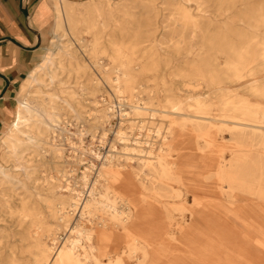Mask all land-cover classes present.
Listing matches in <instances>:
<instances>
[{
    "label": "bare ground",
    "instance_id": "obj_1",
    "mask_svg": "<svg viewBox=\"0 0 264 264\" xmlns=\"http://www.w3.org/2000/svg\"><path fill=\"white\" fill-rule=\"evenodd\" d=\"M55 6V34L62 38L66 29L59 0ZM260 6L261 14L253 12L254 17L263 16L264 0ZM255 35L246 33L241 42L246 48L226 45L197 51L175 76L172 97L162 106L154 90L137 82L150 75V64L140 70L128 60L117 65L115 78L107 82L118 102L113 107L119 109L118 120L129 123L131 134L121 128L115 132L116 142L125 146L122 156L101 163L86 191L77 192L68 178H61L55 190L58 203L51 212L56 226L42 247L44 264H152L160 256L166 260L158 249L167 253L172 240L182 241V260L231 264L223 255L213 261L217 246L195 253L184 244L186 236L202 228L208 230L204 239L214 245L224 244L230 231L235 238L264 245V41L252 48ZM53 59L47 56L31 73L27 88ZM35 109L27 100L18 102L12 134L24 136L21 125L38 112ZM114 113L107 115L108 122L116 118ZM171 139L174 150L165 153ZM51 141L49 147L61 154L62 145ZM119 242L125 244L121 250ZM249 255L243 256V263L251 264Z\"/></svg>",
    "mask_w": 264,
    "mask_h": 264
},
{
    "label": "rangeland",
    "instance_id": "obj_2",
    "mask_svg": "<svg viewBox=\"0 0 264 264\" xmlns=\"http://www.w3.org/2000/svg\"><path fill=\"white\" fill-rule=\"evenodd\" d=\"M56 1L51 0L50 42L38 66L50 55L53 65L40 72V79L27 88L30 74L15 94L16 108L18 102L27 100L39 113L32 112L21 125L24 136L12 134L10 125L0 137V264H44L42 251L45 238L54 233L56 226L51 212L58 203L55 192L61 178H68L77 192L86 191L101 163L108 157L122 156L125 146L116 142L115 132L121 128L131 134L130 126L118 120L119 109L113 108L118 102L113 86L107 82L115 78L120 62L131 61L136 70L150 64V75L137 82L154 90L157 105L162 106L166 97H172L175 76L181 68H187L197 51L226 45L246 48L248 45L241 42L248 32L256 34L252 48L264 41V14L253 16V12L261 14V0H59L66 29L62 38L55 34ZM123 88L130 99L126 84ZM111 112L116 118L108 122ZM51 140L62 145L61 154L49 147ZM173 142L171 139L164 147L165 153L174 150ZM197 231L186 236L184 243L195 253L216 250L217 246L218 256L213 261L223 255L231 264L238 258L243 263V256L249 253L251 264H264L261 243L245 242L230 231L224 244L214 245L204 239L208 230ZM119 243L121 250L125 244ZM119 247L113 245L114 249ZM182 247V241L168 242L167 253L158 249L167 261L160 256L152 264H195L179 257ZM118 256L116 253L114 258Z\"/></svg>",
    "mask_w": 264,
    "mask_h": 264
},
{
    "label": "crops",
    "instance_id": "obj_3",
    "mask_svg": "<svg viewBox=\"0 0 264 264\" xmlns=\"http://www.w3.org/2000/svg\"><path fill=\"white\" fill-rule=\"evenodd\" d=\"M51 0H0V137L16 116L15 94L50 42Z\"/></svg>",
    "mask_w": 264,
    "mask_h": 264
}]
</instances>
